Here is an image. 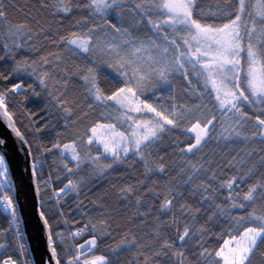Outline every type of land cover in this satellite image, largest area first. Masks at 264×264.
<instances>
[{
	"label": "snow or ice",
	"instance_id": "6c2138e0",
	"mask_svg": "<svg viewBox=\"0 0 264 264\" xmlns=\"http://www.w3.org/2000/svg\"><path fill=\"white\" fill-rule=\"evenodd\" d=\"M0 264H264V0H0Z\"/></svg>",
	"mask_w": 264,
	"mask_h": 264
},
{
	"label": "water",
	"instance_id": "95a60500",
	"mask_svg": "<svg viewBox=\"0 0 264 264\" xmlns=\"http://www.w3.org/2000/svg\"><path fill=\"white\" fill-rule=\"evenodd\" d=\"M25 232H26V239H28L29 242H32L31 237L34 234V224L30 218H26Z\"/></svg>",
	"mask_w": 264,
	"mask_h": 264
}]
</instances>
